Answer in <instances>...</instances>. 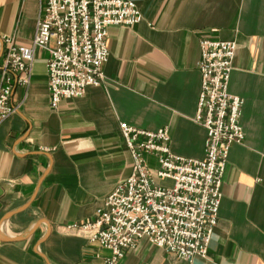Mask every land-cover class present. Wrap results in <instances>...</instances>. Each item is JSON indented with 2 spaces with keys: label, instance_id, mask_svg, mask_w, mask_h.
I'll list each match as a JSON object with an SVG mask.
<instances>
[{
  "label": "crops",
  "instance_id": "obj_1",
  "mask_svg": "<svg viewBox=\"0 0 264 264\" xmlns=\"http://www.w3.org/2000/svg\"><path fill=\"white\" fill-rule=\"evenodd\" d=\"M134 1L143 19L108 28L102 85L52 108L49 52L39 48L31 82L14 88L17 110L0 124V264H107L109 250L67 227L91 221L132 174L121 122L167 128L174 154L205 157L196 121L204 38L237 41L229 91L244 99L245 131L208 255L180 259L144 237L118 264H264V0ZM39 14L40 0H0V65L3 37L31 45Z\"/></svg>",
  "mask_w": 264,
  "mask_h": 264
},
{
  "label": "built area",
  "instance_id": "obj_2",
  "mask_svg": "<svg viewBox=\"0 0 264 264\" xmlns=\"http://www.w3.org/2000/svg\"><path fill=\"white\" fill-rule=\"evenodd\" d=\"M143 19L134 0H40L32 44L3 37L0 65V124L17 110L12 94L31 82L39 48L49 52L50 103L57 109L67 98L84 95L105 82L110 57L108 28L134 26ZM202 77L196 121L207 132L203 159L176 155L167 128L147 130L120 123L132 155V174L106 197L95 217L67 229L111 252L107 264H118L126 251L148 237L180 259L206 258L219 220L222 184L234 145L245 140L244 99L229 91L236 40L204 38L200 42ZM154 155L157 167L147 157Z\"/></svg>",
  "mask_w": 264,
  "mask_h": 264
}]
</instances>
